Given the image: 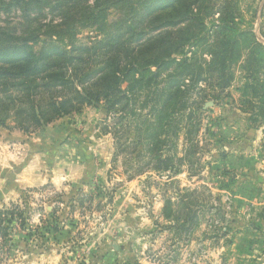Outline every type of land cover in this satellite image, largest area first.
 <instances>
[{"label": "rangeland", "instance_id": "obj_1", "mask_svg": "<svg viewBox=\"0 0 264 264\" xmlns=\"http://www.w3.org/2000/svg\"><path fill=\"white\" fill-rule=\"evenodd\" d=\"M66 22L72 40L43 34ZM0 32L13 58L31 45L64 67L82 45L93 71L138 67L116 110L75 100L48 123L0 128V210L22 212L3 224L0 264H264V0H0Z\"/></svg>", "mask_w": 264, "mask_h": 264}, {"label": "trees", "instance_id": "obj_2", "mask_svg": "<svg viewBox=\"0 0 264 264\" xmlns=\"http://www.w3.org/2000/svg\"><path fill=\"white\" fill-rule=\"evenodd\" d=\"M100 4V3H99ZM192 4L188 6L182 16L190 13ZM181 20V19H179ZM178 20V21H179ZM177 21V22H178ZM66 33H60L58 30L50 29L49 33L44 35H58L62 39L72 40L69 36L71 31L74 32L73 23H65ZM5 33L0 32V38L5 39ZM35 39L36 37H28ZM68 38V39H67ZM26 44V43H25ZM73 44V43H72ZM28 52L21 57L13 58L9 53V48L12 47L8 42L0 41V128L9 127V120L14 121L16 127L28 130L31 127L48 123L55 117H60L62 114H68L74 107L73 102L90 100L89 102H99L102 99L108 103L109 112L116 110L115 107L119 105L124 98L131 100L127 95L121 98L118 95V86L123 81V78L137 72V68L121 70L118 62L113 60L102 62L95 71L86 67L83 61L84 56L90 50L89 47L80 45L78 53L80 59L74 64L72 57L65 59L64 67L53 65L54 62L47 60L49 55L43 49L39 52H34L31 45H26ZM3 52H6L5 54ZM163 57L154 58L147 61L144 65H139V68L146 70L149 65L158 64ZM186 60V59H185ZM135 63V62H134ZM127 70V71H125ZM137 70V71H136ZM99 73V74H98ZM127 75V76H126ZM49 79V80H48ZM109 80V85H103L104 81ZM175 84L171 83L173 88ZM61 89L62 93L56 95V92ZM170 100L178 97L176 93H171ZM48 95H50L48 97ZM118 120V119H116ZM112 128L115 134H120L125 131L126 127L121 130L115 121L112 122ZM109 127V125H106ZM106 130H110L107 129ZM111 129V130H112ZM139 130V129H138ZM180 123H175L167 132L173 135L174 140L179 137L181 131ZM196 132L195 128L188 127L186 129V136L191 138ZM151 140V137L148 138ZM156 143L153 145L164 146L170 142L169 137L161 139L156 137ZM145 142V141H144ZM173 143H175L173 141ZM152 144V143H151ZM150 141L147 145H151ZM119 149V147H118ZM117 149V153L119 152ZM161 150V149H159ZM173 156L167 155L165 158L159 156L157 161L160 166L164 168L171 167ZM18 209L0 210V237H7L9 228L6 227V218L10 219L15 214H21Z\"/></svg>", "mask_w": 264, "mask_h": 264}, {"label": "clouds", "instance_id": "obj_3", "mask_svg": "<svg viewBox=\"0 0 264 264\" xmlns=\"http://www.w3.org/2000/svg\"><path fill=\"white\" fill-rule=\"evenodd\" d=\"M82 172H83V168H81L78 172L73 173L72 175L66 176L65 178L69 179V180L76 181V180H78L80 178ZM153 191L155 193L156 190H153ZM145 201H146V198L142 197V201L141 202H145ZM159 207H160V204L158 203L157 204V208H159ZM122 209H123V206H121L120 210L122 211ZM96 215H99V214L97 213ZM132 215L133 216H141V226L142 227L150 226V222L148 221V219L145 216H143V210L142 209L138 210L136 212H133ZM117 218H120L119 212L117 213ZM121 227L123 228L124 225H121ZM124 230L128 231L127 228H124ZM134 235H135V232H128V237L127 238H131ZM137 244L140 245L141 250L152 246L149 241H147L146 239L142 240L139 237L137 238ZM22 259H26V257H22ZM57 259H58L57 257H53L52 260L48 262V264H55V261ZM141 264H157V262L149 261V260L145 259V260H143L141 262Z\"/></svg>", "mask_w": 264, "mask_h": 264}]
</instances>
